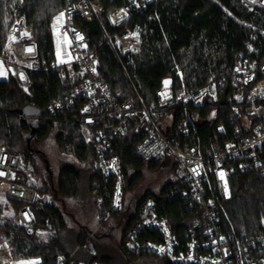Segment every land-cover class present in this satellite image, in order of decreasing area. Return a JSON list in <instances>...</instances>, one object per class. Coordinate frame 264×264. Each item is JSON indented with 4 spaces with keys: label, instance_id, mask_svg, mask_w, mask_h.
Masks as SVG:
<instances>
[{
    "label": "trees",
    "instance_id": "trees-1",
    "mask_svg": "<svg viewBox=\"0 0 264 264\" xmlns=\"http://www.w3.org/2000/svg\"><path fill=\"white\" fill-rule=\"evenodd\" d=\"M70 1L0 0V54L7 52L8 30L14 20L13 8L17 7L35 27L34 39L39 47L40 61L49 64L56 62L55 40L51 30L57 15ZM93 1L104 7L103 27L113 41L131 31H139V52L122 54L118 51L117 56L110 44L104 42V31L98 23H79L90 36L89 49L94 52L97 69L104 76L110 92L118 94L120 100L136 99L138 94L145 104H150L156 98L166 78L171 79L174 90L179 92L194 90L214 77L228 74L234 55L242 49L243 40L253 26L264 27V9L248 12L240 0H152L146 3L144 11L131 12L129 18L118 25H112L107 14L128 0ZM261 57H264V38ZM79 70L80 67L73 64L62 65L54 71L33 72L30 95L10 77L0 79V147L19 154L30 166L37 177L35 186L39 195V199L32 203L36 216L33 234L9 224L0 225V235L8 239L16 259L40 258L39 264H58L59 258L64 257L63 264H119L113 256L103 254L97 247L96 254L85 249L89 234L95 230L91 237L93 241L100 227L90 229L80 224L69 206V201L79 196L84 187L94 197L92 185L96 178L92 167L95 145L87 140L78 107L56 114L47 110L50 102L79 85L81 78L75 76ZM230 79L231 75H228L225 89L216 102L207 101L204 107L177 104L169 108L174 123L188 120L192 127L190 135L204 150L211 142L228 139L232 135L228 122L230 108L225 99L231 89ZM28 106L36 107L37 112L24 114ZM213 109L217 111L216 118L205 122ZM221 124H224L226 131H217V126ZM51 134L59 150L77 162H62L55 183L51 180L49 160L44 159L41 150L32 146ZM139 137L130 130L116 142L126 177L125 189L130 171L138 169L145 161L135 148ZM37 157L43 159L44 170L37 167ZM262 159L264 164V149ZM137 177L138 172L129 181V186ZM207 180L214 185L211 173ZM176 182H169L159 193L153 194L163 201V210L181 231L190 222V219L186 220L183 227L180 223L181 217L191 213L187 201L164 199L168 186ZM230 187L231 198L222 201L218 210L224 230L227 233L260 230L264 215V174L261 168L249 164L244 171L237 169L232 174ZM148 194L133 199L130 217L121 230L119 248L125 262L157 256L151 253L129 254L123 248L125 231L137 218L140 205ZM94 202L97 205L95 197ZM23 203L19 201L17 208L20 209ZM128 207L129 202L126 203L124 198L123 209L111 219L124 216ZM43 231L52 233L43 238ZM163 264L170 263L164 259Z\"/></svg>",
    "mask_w": 264,
    "mask_h": 264
},
{
    "label": "built area",
    "instance_id": "built-area-1",
    "mask_svg": "<svg viewBox=\"0 0 264 264\" xmlns=\"http://www.w3.org/2000/svg\"><path fill=\"white\" fill-rule=\"evenodd\" d=\"M151 1L128 0L109 11L107 19L112 25H118L128 19L131 12L144 11L146 3ZM240 2L248 12L264 9V0ZM103 12L104 7L99 2L71 0L61 12L63 16L56 18L51 33L54 40L67 45V53L74 57L68 63L40 61L39 47L34 39L35 27L22 12H16L8 30L7 52L0 54L8 77L29 95L33 72L54 71L62 65L73 64L85 71L79 85L50 102L47 110L56 114L78 107L81 123L93 128L85 134L95 145L92 167L96 178L92 192L100 221L96 229L124 207L126 177L116 142L132 130L140 135L135 148L142 159L176 168L177 182L168 186L164 199L186 200L191 213L181 217L182 227L186 220L190 219V222L179 231L177 223H173L163 210V201L148 194L140 205L137 218L125 231V252L151 253L170 264H264V215L261 229L256 232L227 233L218 212L220 203L231 198L230 181L237 169L244 171L249 164H254L264 174V57H261L264 27L253 26L243 40L242 49L234 55L228 74L214 77L194 90L179 92L174 90L171 79L166 78L156 98L145 104L138 94L136 99L120 100L118 94L110 92L104 76L99 74L94 52L89 49L90 36L79 23H98L104 31V42L109 43L119 56L112 37L104 30ZM228 75H231V89L225 99L230 108V138L211 142L204 150L190 135L192 127L188 120L161 122L163 117L170 115L172 105L204 107L207 101H218ZM165 81L170 82L167 87ZM216 115L217 111L213 109L205 122L213 121ZM217 131H226L224 124L218 125ZM22 164L23 158L19 154L0 147V195L25 203L18 209L16 220L0 217V225L9 224L33 234L36 216L29 204L36 202L39 195L31 182L33 172L22 168ZM209 173L214 185L208 183ZM93 234H89L84 247L96 254L91 240ZM63 263L64 257H60L58 264ZM0 264H17L5 256L2 247Z\"/></svg>",
    "mask_w": 264,
    "mask_h": 264
},
{
    "label": "rangeland",
    "instance_id": "rangeland-1",
    "mask_svg": "<svg viewBox=\"0 0 264 264\" xmlns=\"http://www.w3.org/2000/svg\"><path fill=\"white\" fill-rule=\"evenodd\" d=\"M16 12H21L19 8H13V16L15 18ZM61 12L57 15V17L61 18ZM56 21L54 22V24ZM116 51H120V53H131V52H139L141 38L138 30L131 31L124 36L119 37L114 41ZM68 52L67 45L59 43L55 40V55L56 61L58 64H65L72 60L74 57L70 55ZM85 75V71L80 69L75 73L77 78H81ZM7 71L5 67V63L0 60V79L7 78ZM37 109L34 106H28L24 110V114H32L36 113ZM172 115L163 117L161 122L167 121L171 122ZM93 128L91 126H84V132H91ZM37 144H32L33 147H37L44 154V159L49 160L51 166V180L52 183L56 182L58 170L61 164L67 162L77 163L76 160L69 155L62 153L59 150L58 144L55 142L53 135H49L47 138L36 142ZM38 156V155H36ZM37 167L41 170H44L45 163L41 157H37ZM63 162V163H62ZM22 168L29 169L25 161H23ZM32 170V169H31ZM138 170V171H137ZM138 172V177L133 181V184L129 186V181L131 178L135 176V173ZM128 185H126L125 189V199L126 203L129 202V211L132 208L134 203L133 199L136 196H143L148 193H159L165 185L169 182H174L177 180V172L175 167H171L167 164L156 165L152 164V162L144 161L138 169H134L130 171V176L128 179ZM33 184L37 183V177L34 174V179L31 180ZM19 201L13 198L4 197L0 195V217L7 220H16L17 218V203ZM70 202V209H72L75 214L77 220L80 224L84 225L87 228L94 229L99 226L100 221L98 219L99 209L98 206L94 202V197L88 192L87 188L84 187L83 192L77 197H74ZM25 204V203H23ZM31 209L32 204H29ZM133 210V209H132ZM127 216L124 215L119 219H111L108 222H105L101 225L98 234L93 238V244L95 248L103 254L111 255L118 261L119 264H163L164 259L160 256H155L152 258L141 259L136 262H125L124 257L121 255V250L119 248V242L121 239V230L126 223ZM95 232V230L93 231ZM52 232L43 231L41 236L43 238H47ZM68 241V240H66ZM0 247L5 252V256H8L17 264H39L41 262L40 258H23L16 259L12 255L11 247L8 239L5 236L0 235ZM96 264V263H93Z\"/></svg>",
    "mask_w": 264,
    "mask_h": 264
},
{
    "label": "snow or ice",
    "instance_id": "snow-or-ice-1",
    "mask_svg": "<svg viewBox=\"0 0 264 264\" xmlns=\"http://www.w3.org/2000/svg\"><path fill=\"white\" fill-rule=\"evenodd\" d=\"M253 2H255V0H253ZM61 16H63V14H61ZM81 39H82V37H80ZM238 71H239V69H238ZM23 78V77H22ZM245 82H247V81H245ZM170 82L169 81H165L164 82V84H165V87H167V85L169 84ZM161 95H166V93H161ZM85 111H87V109H85ZM223 173H221V178L223 179ZM225 188H226V191H227V187H226V185H225ZM161 251H164L163 249H161Z\"/></svg>",
    "mask_w": 264,
    "mask_h": 264
},
{
    "label": "flooded vegetation",
    "instance_id": "flooded-vegetation-1",
    "mask_svg": "<svg viewBox=\"0 0 264 264\" xmlns=\"http://www.w3.org/2000/svg\"><path fill=\"white\" fill-rule=\"evenodd\" d=\"M126 212H127V213L125 214V215L127 216L126 220H128L129 217H130L131 210L129 211V209H128V211H126Z\"/></svg>",
    "mask_w": 264,
    "mask_h": 264
},
{
    "label": "water",
    "instance_id": "water-1",
    "mask_svg": "<svg viewBox=\"0 0 264 264\" xmlns=\"http://www.w3.org/2000/svg\"><path fill=\"white\" fill-rule=\"evenodd\" d=\"M46 201H47V198L45 197V198H44V202H46Z\"/></svg>",
    "mask_w": 264,
    "mask_h": 264
}]
</instances>
